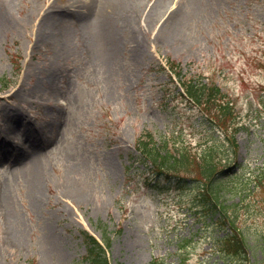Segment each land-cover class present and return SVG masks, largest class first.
<instances>
[{"label":"rangeland","instance_id":"374dc122","mask_svg":"<svg viewBox=\"0 0 264 264\" xmlns=\"http://www.w3.org/2000/svg\"><path fill=\"white\" fill-rule=\"evenodd\" d=\"M30 1L21 0L18 28L0 42V129L27 152L0 145L11 152L0 162V264H90L84 231L109 238L110 264H264V0H204L201 12L191 0L180 37L153 42L156 26L140 53L121 43L113 70L81 43L68 54L35 45L36 12L47 0H36L34 11ZM170 59L184 76L203 69L233 104L237 148L221 130L220 158L232 177L220 202L247 239L244 261L222 249L233 231L223 212L193 207L201 192L191 183L150 186L157 177L134 145L143 130L158 140L173 134L195 150L211 140L202 111L175 88L180 77L169 79ZM29 141L45 142L39 197L31 193ZM72 185L84 194L72 195Z\"/></svg>","mask_w":264,"mask_h":264},{"label":"bare ground","instance_id":"6f19581e","mask_svg":"<svg viewBox=\"0 0 264 264\" xmlns=\"http://www.w3.org/2000/svg\"><path fill=\"white\" fill-rule=\"evenodd\" d=\"M20 2L21 0H0V42L7 30L18 28L19 17L15 15V9L19 8ZM29 3H31L29 10L38 9L36 0ZM73 4L77 6L76 9L70 8ZM189 4L191 0H178L177 3L174 0L170 2L167 0H72L59 8L57 4L47 0L36 12L37 22L34 24L31 40L35 45L48 43L59 45L64 54L71 52L75 42L80 48L78 44L80 41L92 53L94 59L106 65L109 70H113L118 61L121 43L133 42L136 53H140L142 51L140 46L149 39V30L156 26L162 29L157 30L151 37L153 42L169 37H180L182 30L186 28L187 18L194 13L193 9L189 10ZM192 4L197 12L204 10V0H192ZM159 21L161 25H154V22ZM52 78L54 79L55 75ZM46 100L48 105H51L49 107L53 109L57 107L55 103H49V97ZM10 120L19 122L24 119L21 116L20 118L12 116ZM23 125L28 126L24 123ZM9 135L7 128L0 129V145H10L18 154L27 153L21 149L22 146L9 143L7 138ZM29 143L32 145L30 154L32 158L26 161V164L30 165L33 181L31 193L39 197L42 177H44L40 154L45 142L29 141ZM8 147L0 150V162L4 161L5 155L11 154L10 150H6ZM69 192L78 198L84 194V191L75 185L70 186ZM9 202L8 200V204ZM32 202L38 205L37 198ZM9 207L19 218L14 207L10 204Z\"/></svg>","mask_w":264,"mask_h":264},{"label":"trees","instance_id":"16d2710c","mask_svg":"<svg viewBox=\"0 0 264 264\" xmlns=\"http://www.w3.org/2000/svg\"><path fill=\"white\" fill-rule=\"evenodd\" d=\"M202 79L201 76H195L183 79L182 82L190 99L202 110L204 114L202 116H205L204 123L209 124L210 134L211 131L213 132L211 140L205 143L203 148L195 150L173 134V136L167 134L158 140L151 132L145 131L138 140L137 148L145 159H150L154 164L153 169L158 174L154 183L155 189L162 191L164 182L167 185L191 183L201 192L198 195L201 198L200 204L209 207V211H212L211 207L215 204L221 209L218 204L221 193L225 187H228L226 180L230 182L229 179L232 177L226 169L228 165L224 164V162L229 164V161H223V158H220L219 136L223 130L236 148L234 135L238 124L235 122L233 107L219 86L215 83L207 85ZM216 212L217 210L210 215ZM223 216L228 217L230 225L235 228L232 233H225L222 237L223 250L229 251V255L235 253L236 256L246 258L248 245L245 236L238 231L232 216ZM84 234L87 241L86 258L90 264H109L105 248L101 243L88 233L84 232Z\"/></svg>","mask_w":264,"mask_h":264}]
</instances>
